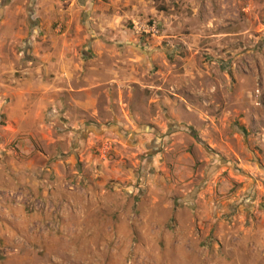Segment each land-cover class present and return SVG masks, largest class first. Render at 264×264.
<instances>
[{"label":"rangeland","instance_id":"obj_1","mask_svg":"<svg viewBox=\"0 0 264 264\" xmlns=\"http://www.w3.org/2000/svg\"><path fill=\"white\" fill-rule=\"evenodd\" d=\"M54 1L0 0V127L10 76L71 89L31 143L57 175L5 213L0 264H264V0H74L96 57L68 86L32 33Z\"/></svg>","mask_w":264,"mask_h":264},{"label":"crops","instance_id":"obj_2","mask_svg":"<svg viewBox=\"0 0 264 264\" xmlns=\"http://www.w3.org/2000/svg\"><path fill=\"white\" fill-rule=\"evenodd\" d=\"M73 1L55 0L56 5L48 7V13L58 21H55L52 27L45 24L32 29V33L48 34L50 47L54 48V52L49 51L47 57L48 64H52V67L50 68L49 65V71L45 74L50 76L53 74L55 80L65 81L66 86L75 77L83 78L85 66L82 62L93 61L96 57V55L87 57L79 54L81 48L86 47L88 51L92 48V44H88L90 41L85 42L86 34L81 36L83 31L79 25L72 27L68 21H63L73 12ZM102 26L109 28L111 24L107 22ZM97 28L101 29L99 25ZM39 78L38 69L20 72L17 81L11 76L7 78L8 83L14 85L6 89L1 109L3 126L0 127V213L4 216L0 221L10 218L6 216V212L16 213L17 202L25 198L24 194L29 193L33 196L40 188L42 183L38 180V176L41 173L44 172L43 174L50 179L57 175L56 164H48L45 157L31 149V143L38 140L45 132L41 118L43 111L45 109L54 111L57 106L60 109L65 108L64 100H60L57 96L61 97L63 93L68 95L71 89H56L48 84L40 86ZM76 91L77 94L89 93V89L82 87ZM87 103L88 101L81 104L73 102V106L83 109L86 108ZM13 219L16 220L15 218L10 220Z\"/></svg>","mask_w":264,"mask_h":264}]
</instances>
